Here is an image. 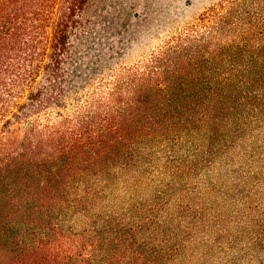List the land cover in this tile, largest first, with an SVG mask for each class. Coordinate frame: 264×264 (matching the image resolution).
I'll list each match as a JSON object with an SVG mask.
<instances>
[{"label": "trees", "instance_id": "16d2710c", "mask_svg": "<svg viewBox=\"0 0 264 264\" xmlns=\"http://www.w3.org/2000/svg\"><path fill=\"white\" fill-rule=\"evenodd\" d=\"M61 1L0 0V264H162L138 228L106 252L98 232L63 230L58 208L78 180L128 169L142 143L223 141L264 115V0L208 7L88 93L68 66L91 0L58 14Z\"/></svg>", "mask_w": 264, "mask_h": 264}, {"label": "rangeland", "instance_id": "374dc122", "mask_svg": "<svg viewBox=\"0 0 264 264\" xmlns=\"http://www.w3.org/2000/svg\"><path fill=\"white\" fill-rule=\"evenodd\" d=\"M220 1L91 0L73 25L74 92L88 93L90 80L144 58ZM137 154L128 169L70 187L59 226L85 237L98 232L106 252L122 250L119 232L138 228L137 245L160 251L162 264H264V115L223 141L195 131L142 143Z\"/></svg>", "mask_w": 264, "mask_h": 264}]
</instances>
